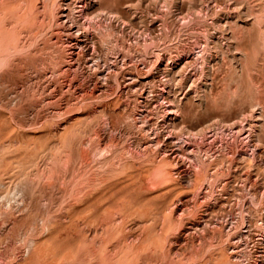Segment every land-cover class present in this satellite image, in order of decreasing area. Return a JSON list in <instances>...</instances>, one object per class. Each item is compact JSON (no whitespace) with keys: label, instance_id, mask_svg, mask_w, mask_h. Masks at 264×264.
Here are the masks:
<instances>
[{"label":"rangeland","instance_id":"obj_1","mask_svg":"<svg viewBox=\"0 0 264 264\" xmlns=\"http://www.w3.org/2000/svg\"><path fill=\"white\" fill-rule=\"evenodd\" d=\"M108 261L264 264V0H0V264Z\"/></svg>","mask_w":264,"mask_h":264},{"label":"bare ground","instance_id":"obj_2","mask_svg":"<svg viewBox=\"0 0 264 264\" xmlns=\"http://www.w3.org/2000/svg\"><path fill=\"white\" fill-rule=\"evenodd\" d=\"M67 8V7H66ZM73 10H74V8H73ZM75 11V10H74ZM63 14V13H62ZM69 14V13H68ZM64 15V14H63ZM65 15H67V14H65ZM74 29V28H73ZM77 39V38H76ZM207 167L204 165V164H202V167L200 168V172H206L207 171V169H206ZM197 169V168H196ZM157 175V174H156ZM170 175H171V172H170V170H169V167L166 165V164H163L160 168H159V170H158V175L157 176H159L160 178H164V179H166L167 178V180H168V178H170ZM92 223V222H91ZM45 225H49V223L47 222V224L45 223ZM39 241H36L35 239H31L30 238V240H29V242L27 243L28 245H27V251L29 252V253H31V250H32V252H34L35 254V256H33V257H35V259H37L38 258V260L39 259H41L42 257H43V255L45 254L44 253V251H45V249H44V247L43 246H45L46 244H40V242L38 243ZM104 244V243H103ZM46 248V247H45ZM106 248V247H105ZM103 249V248H102ZM34 250V251H33ZM50 250V249H49ZM49 250H48V252H49ZM107 250V249H106ZM108 251V250H107ZM47 252V251H46ZM51 252V251H50ZM94 252V251H93ZM95 253V252H94ZM93 253V254H94ZM103 253V252H102ZM92 254V255H93ZM91 255V256H92ZM95 257V256H94ZM93 257V258H94ZM124 260L126 261V259L124 258ZM41 261V260H40ZM107 261V260H106ZM105 261V262H106ZM33 262H35V261H33ZM110 264H111V262L110 261H108ZM108 262H107V264H108ZM127 263V262H126ZM91 264H93V263H91ZM94 264H95V262H94ZM106 264V263H105Z\"/></svg>","mask_w":264,"mask_h":264}]
</instances>
